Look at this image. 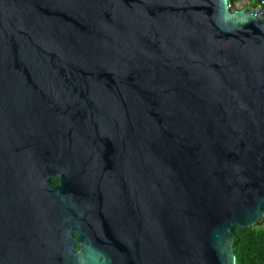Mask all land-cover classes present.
Returning <instances> with one entry per match:
<instances>
[{
	"label": "water",
	"instance_id": "obj_1",
	"mask_svg": "<svg viewBox=\"0 0 264 264\" xmlns=\"http://www.w3.org/2000/svg\"><path fill=\"white\" fill-rule=\"evenodd\" d=\"M259 10L0 0V264H236L264 224Z\"/></svg>",
	"mask_w": 264,
	"mask_h": 264
},
{
	"label": "trees",
	"instance_id": "obj_2",
	"mask_svg": "<svg viewBox=\"0 0 264 264\" xmlns=\"http://www.w3.org/2000/svg\"><path fill=\"white\" fill-rule=\"evenodd\" d=\"M236 0H229L234 3ZM258 0H253L250 5L254 6ZM54 178L50 183H56ZM233 251L236 264H264V224L256 223L250 227H235L232 229Z\"/></svg>",
	"mask_w": 264,
	"mask_h": 264
},
{
	"label": "built area",
	"instance_id": "obj_3",
	"mask_svg": "<svg viewBox=\"0 0 264 264\" xmlns=\"http://www.w3.org/2000/svg\"><path fill=\"white\" fill-rule=\"evenodd\" d=\"M245 6H251V7H259L260 8V12L263 14L264 13V0H259L254 6L250 5L247 1H242V0H236L234 3H229V8L230 10H238L241 9ZM264 218V216H263Z\"/></svg>",
	"mask_w": 264,
	"mask_h": 264
},
{
	"label": "flooded vegetation",
	"instance_id": "obj_4",
	"mask_svg": "<svg viewBox=\"0 0 264 264\" xmlns=\"http://www.w3.org/2000/svg\"><path fill=\"white\" fill-rule=\"evenodd\" d=\"M120 158H121V156L119 157V161L121 162ZM56 180H57V179H56ZM51 184L57 186V185H59L60 183H59V180H57L56 183H51ZM109 185H110V187L119 186V185H116V184H113V183H109ZM80 187H82V186H80ZM68 189H69V190H68L69 197H80V196L82 197V190L79 189L77 185H76V186H73V185L70 184V185L68 186Z\"/></svg>",
	"mask_w": 264,
	"mask_h": 264
},
{
	"label": "crops",
	"instance_id": "obj_5",
	"mask_svg": "<svg viewBox=\"0 0 264 264\" xmlns=\"http://www.w3.org/2000/svg\"><path fill=\"white\" fill-rule=\"evenodd\" d=\"M237 1H238V0H237ZM242 1H244V0H242ZM245 1H247V2L250 4V2L253 1V0H245ZM258 1H259V0H258ZM258 1H257V2H258Z\"/></svg>",
	"mask_w": 264,
	"mask_h": 264
}]
</instances>
